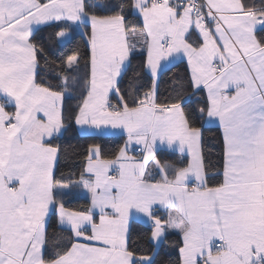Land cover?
Returning <instances> with one entry per match:
<instances>
[{
    "label": "snow or ice",
    "instance_id": "6c2138e0",
    "mask_svg": "<svg viewBox=\"0 0 264 264\" xmlns=\"http://www.w3.org/2000/svg\"><path fill=\"white\" fill-rule=\"evenodd\" d=\"M162 251L264 264V0H0V264Z\"/></svg>",
    "mask_w": 264,
    "mask_h": 264
},
{
    "label": "trees",
    "instance_id": "16d2710c",
    "mask_svg": "<svg viewBox=\"0 0 264 264\" xmlns=\"http://www.w3.org/2000/svg\"><path fill=\"white\" fill-rule=\"evenodd\" d=\"M44 36L47 35V31H45L43 33ZM133 64H135V61L133 62ZM184 71V65L181 64V63H177L172 69H171V72L169 73H166L162 82L160 83V91L161 93L163 94H166L167 91H169L171 89V84L169 82V76L172 75V73H180L182 74ZM215 135L214 131H207L205 133V136L206 138H208V145L209 147L211 146V144L213 143V141L211 140V137ZM73 143H75V141H73ZM170 239H174V237L170 238ZM165 251H170V249H165ZM168 259V257H166L164 255V252L162 251L160 256L157 257V261H158V264H164V262H166Z\"/></svg>",
    "mask_w": 264,
    "mask_h": 264
}]
</instances>
